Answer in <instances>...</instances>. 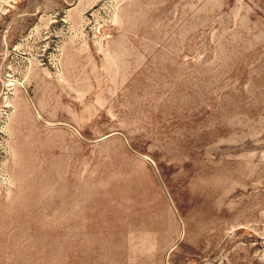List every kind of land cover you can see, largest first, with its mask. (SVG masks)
I'll return each mask as SVG.
<instances>
[{
	"label": "rangeland",
	"instance_id": "rangeland-1",
	"mask_svg": "<svg viewBox=\"0 0 264 264\" xmlns=\"http://www.w3.org/2000/svg\"><path fill=\"white\" fill-rule=\"evenodd\" d=\"M0 264H264V0H0Z\"/></svg>",
	"mask_w": 264,
	"mask_h": 264
}]
</instances>
